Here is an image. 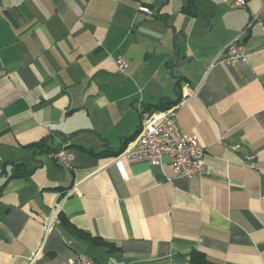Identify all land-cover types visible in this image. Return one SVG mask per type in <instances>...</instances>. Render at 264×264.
<instances>
[{
	"label": "crops",
	"instance_id": "crops-1",
	"mask_svg": "<svg viewBox=\"0 0 264 264\" xmlns=\"http://www.w3.org/2000/svg\"><path fill=\"white\" fill-rule=\"evenodd\" d=\"M232 2L0 0V264L78 252L99 264H194L193 250L264 264V0ZM238 38L246 60L216 63ZM161 102L178 104L182 132L203 146L201 175H177L169 156L106 157L133 145L142 111ZM58 145L71 167L55 162ZM11 163L34 169L9 178Z\"/></svg>",
	"mask_w": 264,
	"mask_h": 264
},
{
	"label": "built area",
	"instance_id": "built-area-1",
	"mask_svg": "<svg viewBox=\"0 0 264 264\" xmlns=\"http://www.w3.org/2000/svg\"><path fill=\"white\" fill-rule=\"evenodd\" d=\"M246 0H233L232 5L241 7ZM140 10L152 15L153 10L148 6H141ZM224 54L216 63L234 64L246 60L247 51L244 42L238 38L224 49ZM121 70L127 66L126 60L117 61ZM178 104L165 107V110L141 113L140 126L133 145L129 144L113 158H122L126 162L147 161L152 165H159L164 156H169L175 173L179 176L194 177L204 171L205 151L197 136L182 132L176 121ZM55 162L61 167H71L73 155L65 146H61L52 153ZM74 189L68 190L63 196L68 197ZM62 201H55L49 216L44 221L46 232L52 230L59 221ZM62 264H99L93 257L84 252H78L74 257Z\"/></svg>",
	"mask_w": 264,
	"mask_h": 264
},
{
	"label": "trees",
	"instance_id": "trees-1",
	"mask_svg": "<svg viewBox=\"0 0 264 264\" xmlns=\"http://www.w3.org/2000/svg\"><path fill=\"white\" fill-rule=\"evenodd\" d=\"M263 22H264V17H263ZM246 29H248V27ZM167 103L168 102H161L160 104L157 105V108L161 109V108L167 107L166 106ZM44 147H45V145L43 143L38 144V148L42 149ZM60 147H61V145L55 146L52 150L55 151ZM122 149H123V147L119 148L118 150H110L109 149V150H105L104 153H106V157H112V156L117 155ZM6 165H7V163L4 165V167ZM11 165H12V173L9 176V178L14 177V176H26L34 169V168H28L26 165H24L22 163H11ZM78 231L82 237L90 239L92 242L107 245L111 248H114L113 243L108 241V240H105V239H102L99 237H94L84 230L78 229ZM189 259L194 264H222L220 262L213 261V260L209 259L207 257V255L205 254V252H203L201 250H193L189 255Z\"/></svg>",
	"mask_w": 264,
	"mask_h": 264
}]
</instances>
